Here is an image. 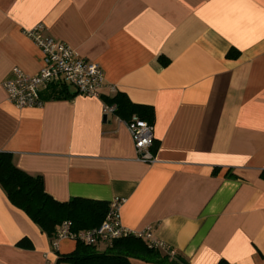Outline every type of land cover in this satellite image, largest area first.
<instances>
[{
	"label": "crops",
	"instance_id": "0c3cea01",
	"mask_svg": "<svg viewBox=\"0 0 264 264\" xmlns=\"http://www.w3.org/2000/svg\"><path fill=\"white\" fill-rule=\"evenodd\" d=\"M39 23L98 64L99 97L50 85L40 106L7 100L14 67L42 66L25 34ZM116 93L152 108V163L104 114ZM0 152L58 202L119 201L123 228L187 264H264V0H0ZM53 239L0 186V264H66L76 242Z\"/></svg>",
	"mask_w": 264,
	"mask_h": 264
},
{
	"label": "trees",
	"instance_id": "16d2710c",
	"mask_svg": "<svg viewBox=\"0 0 264 264\" xmlns=\"http://www.w3.org/2000/svg\"><path fill=\"white\" fill-rule=\"evenodd\" d=\"M235 58L237 54L230 53ZM161 62L165 64L162 59ZM67 94L61 98L69 99L67 85H60ZM104 105L115 106V116L128 121L132 115L151 123L153 110L148 106L133 104L122 93L113 97H103ZM0 186L11 204L21 209L39 229L50 238L55 236L63 221L71 223V230H87L98 227L109 211V203L84 198H71L58 202L45 193L39 175H31L15 166L12 155L0 152ZM102 247V249H100ZM130 259H139L156 264H187L180 256L170 255L163 248H153L140 237L127 236L116 239L111 244L84 245L77 242L75 250L58 258L66 264H130ZM216 264H229L219 260Z\"/></svg>",
	"mask_w": 264,
	"mask_h": 264
},
{
	"label": "built area",
	"instance_id": "2783aa9c",
	"mask_svg": "<svg viewBox=\"0 0 264 264\" xmlns=\"http://www.w3.org/2000/svg\"><path fill=\"white\" fill-rule=\"evenodd\" d=\"M45 26L41 23L25 31V34L37 45L42 53V66L38 73L28 75L14 67V77L2 83L7 100L17 108L40 106L43 100L40 91L50 85L72 86L76 94L99 97L104 86V77L98 64L79 57L68 45L57 42L44 34ZM105 115H115V106H103ZM133 141L136 159L144 163L154 161L152 125L132 115L125 121ZM119 201L109 203V211L102 223L95 228L73 232L71 223L63 221L57 228L51 243L56 249L61 239H70L84 245L111 244L112 241L135 236L145 240L150 247L163 248L170 255L174 251L160 241L153 240L147 232H132L123 228L118 219Z\"/></svg>",
	"mask_w": 264,
	"mask_h": 264
}]
</instances>
